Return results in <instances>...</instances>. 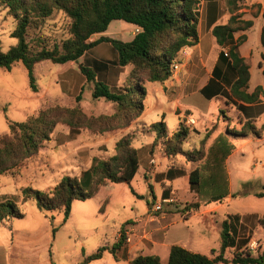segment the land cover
I'll return each mask as SVG.
<instances>
[{
    "label": "trees",
    "instance_id": "trees-1",
    "mask_svg": "<svg viewBox=\"0 0 264 264\" xmlns=\"http://www.w3.org/2000/svg\"><path fill=\"white\" fill-rule=\"evenodd\" d=\"M242 0H228L231 11L241 8ZM0 5L8 9L16 25L11 36L16 44L6 52L0 51V69L11 70L16 63H22L28 73L29 83L35 91V66L44 61L53 64L78 62L91 49L100 44H108L113 52L112 64L117 67H132L130 77L119 87L112 89L98 80V72L107 68V62L95 61V70L79 65L86 82L93 83L92 98L104 100L115 105L111 116L87 118L79 106L73 108L54 107L39 111L23 122L9 123V133L0 136V176H15L37 156L43 146L51 141L52 134L59 123L67 125L71 131L86 128L94 133L103 134L125 130L140 118L147 97L145 82L164 83L173 76V66L184 48L199 44L198 0H0ZM260 13V5H253ZM55 12L62 13L68 20V38L60 45L49 46L48 39L37 35L29 39L30 30H38ZM264 19V14H263ZM113 21H123L139 29L128 42L100 37L91 41L95 35L104 34ZM253 26L252 20H243L240 14L230 18L227 25H218L212 29V35L221 48L219 66L213 71V78L200 93L211 100L224 97L238 102L237 109L244 114L240 130H227L229 136L248 138L254 135L262 139L264 126L257 128L255 118L264 111V87H257L248 93L250 81L249 66L239 54V46L246 41L242 35L235 39L234 34L247 31ZM264 49V26L260 35ZM225 50L227 52H225ZM264 66V52L261 56ZM264 75V72H263ZM77 96L76 102L81 101ZM259 105L256 110L253 106ZM249 111H256L248 115ZM220 114L228 120L226 113ZM156 137L151 151L160 150L163 158L182 157L187 162L197 163L195 170L189 173V185L197 194V201L188 203L180 212L185 215L198 212L203 206L222 203L229 195L215 193L213 189L229 185L226 160L228 152L221 137L204 151L209 135L202 140L203 149L186 151L183 146L189 137V130L179 121V127L169 133L161 122L151 124ZM205 161V165L202 163ZM139 170L138 150L133 146L132 135L122 136L114 147V154L108 158L94 157L91 166L79 177L65 176L54 188L48 191L25 187L21 190L24 203L35 200L37 208L43 213H61L66 222L75 201H87L100 190H109L111 184H130ZM168 172L170 179L186 175ZM145 181L152 192L149 178ZM153 193V192H152ZM151 193V194H152ZM153 197V195H152ZM264 198L263 190L256 194ZM149 206L151 203L147 202ZM17 205L6 200L0 203V224L9 219H22ZM239 215L229 216L223 221L220 234L219 252L210 255L188 250L182 246H172L166 263L156 255H138L129 264H264V252L254 255L248 249L249 241H240L235 225ZM262 222V221H261ZM56 230L53 229V233ZM126 242L124 228L120 238L111 248L101 247L87 257L83 264L98 260L105 251L115 254ZM228 249H234L231 259L225 257Z\"/></svg>",
    "mask_w": 264,
    "mask_h": 264
},
{
    "label": "rangeland",
    "instance_id": "rangeland-1",
    "mask_svg": "<svg viewBox=\"0 0 264 264\" xmlns=\"http://www.w3.org/2000/svg\"><path fill=\"white\" fill-rule=\"evenodd\" d=\"M252 21L253 26L249 29L248 35V48L257 52L258 48L263 49L260 44V26L259 23L256 25L254 20ZM68 23L69 20L62 13L55 12L40 29L29 31V39L42 35L48 39L50 47L55 44L60 45L61 41L69 36ZM15 25L16 22L9 14L8 9L0 5V51L6 52L16 44V39L11 36ZM133 27L123 21H113L104 34L93 36L91 41H96L103 36L127 42L133 37L135 32ZM113 55L116 56V53L113 52L110 45L101 44L90 50L78 62L67 64L41 62L34 69L35 91L30 86L28 73L22 63H16L11 70L0 69V136L9 133V123L23 122L29 116L47 108L79 106L87 118L113 115L115 105L104 100H94L92 98L93 83L86 82L79 70V65L95 70V61L107 62L109 63L107 68L97 73L98 80L105 81L112 89L117 88L130 77L132 67L119 68L113 65ZM189 55L188 50L179 53L175 61L177 69L173 70L174 78L182 76L183 72H179L181 59ZM254 66L255 73L258 70V64L256 63ZM116 74L118 76L119 74L120 76L126 75L127 78L117 81L114 79ZM171 78L173 79V76ZM146 84L147 82H145ZM153 84L154 87L148 84L147 108L140 118L141 123L138 127L131 130L98 134L86 128L73 132L67 125L59 123L52 134L51 141L43 146L39 154L31 159L18 175L0 176V203L6 200L14 202L17 209L25 216L22 219L12 220V223L7 227L0 226V241L5 240L6 234L9 237L17 236L18 241H56L53 253L61 259L62 264H65L67 257L72 252L70 247L74 244L78 248L80 241H86L88 246L94 241H114L115 232L123 221L133 218L142 219L147 202L151 203L154 200L151 194L153 189L156 188L155 194L161 200L158 195L159 186L154 179L152 178L149 182L152 186L151 192L143 178L146 162L151 157L152 141L147 130L156 137L151 127L145 128V125L163 121L171 131L179 127L178 115L170 111L173 104L177 102L167 104L161 98L162 92H164L165 98L171 101L181 97L182 103L180 104L183 106L182 111L184 112L181 119L192 116L196 121V125L188 128L190 134L184 144L189 151L203 149L202 140L208 134L210 138L206 141L205 152L215 137H221L229 154L226 160L229 185L213 189L215 193L228 194L229 196L223 200L219 210H216L214 214L191 218L188 224L196 226L193 235L203 239L204 249H201L203 254L210 255V251L206 249L209 245L216 250V254L219 252L222 223L229 216L236 214L242 220L241 224L235 223L238 225V227L236 226L238 231L236 236L240 241H249L247 247L254 255L264 252V198L256 197V194L262 191L264 186V132L262 139L254 135H250L249 138L229 136L226 130H237L240 127L238 128L234 116L222 101H207L199 93H187V96L191 94L194 99L193 106L188 108L184 107L187 98H183L185 97L184 88L189 89V85L183 86V92L178 94V87L173 84H167L165 89L158 82ZM156 88L159 93H156ZM77 96L82 98L78 103L76 102ZM160 103H165L166 107H161ZM186 110H189L191 115H187ZM220 111H224L230 121H227ZM195 128L200 131V136L196 133ZM128 134L132 135L133 146L138 150L141 163H139L138 173L130 184L118 185L115 188V191L120 194L117 202L107 207L99 203L98 199L86 202L76 201L73 204L72 214L66 222H64V215L61 213L40 212L35 200L24 203L21 196L23 188L32 187L35 190L48 191L65 176H81L90 167L94 157L108 158L112 156L115 141L119 136ZM158 151L152 153V158L156 160L157 166L163 169L164 164L158 157ZM202 164L205 165V161ZM179 168L181 167L170 168L169 171L172 172L171 174L185 172ZM176 186L178 191L171 202L165 203L163 210L155 213H165L167 210L180 212L188 203L197 201V194L191 192L193 194L190 195L182 180L178 181ZM226 200L228 202H225ZM165 205H170V208L167 206L165 208ZM51 216L55 218L53 222H51ZM205 226L208 231L207 234H204L206 239L200 232L204 230ZM53 229L56 230L54 233ZM177 230L173 231H177L178 235H183V228L180 227ZM233 253L234 249H228L225 257L231 259Z\"/></svg>",
    "mask_w": 264,
    "mask_h": 264
},
{
    "label": "crops",
    "instance_id": "crops-1",
    "mask_svg": "<svg viewBox=\"0 0 264 264\" xmlns=\"http://www.w3.org/2000/svg\"><path fill=\"white\" fill-rule=\"evenodd\" d=\"M198 1H199V5H198L199 44L194 47L187 48L188 51L190 52V55L188 57H185L184 59H181L182 63L180 64L179 72L180 73L183 72L182 76L180 78L178 77L174 78L175 75H173V79L170 78V80L164 83H160L162 84L161 87L163 89L166 88L167 84H173V86L178 87V94L181 91L183 92L182 89L183 86L189 85L190 87L191 86L194 87V88L189 87V89L184 88L185 97L183 99L187 98L184 107H188V108L189 107L191 108L193 106L194 99H192L191 94H188L187 96V93L193 92L202 95L200 93L201 89L208 84L210 79L213 78V71L217 66H219V61H220L219 56H220L221 48L217 44V41L214 38V36L212 35V29L218 25H227L230 18L237 14H240L243 20L246 21L254 20L256 25L259 23L260 26L259 35H261V31L264 26V19H263L264 0H242L241 8L237 12L231 11V8L228 6V0H198ZM253 5H260L261 7V11L259 14H257L256 18H254V15L257 13V9L253 8ZM133 30L135 31L133 34L134 37L135 34L139 31V29L134 26ZM249 31L250 30L245 32L243 31L236 32L234 34V37L235 39H238L242 35L246 36V41L239 46L238 51L240 56L245 59L247 65L249 66L250 81L247 92L253 93L257 87H264V75H263L264 66L260 65L262 61L261 56L264 50L258 48L256 50L257 52H254L253 49L248 48ZM133 37L129 41H131ZM260 44H261V40H260ZM256 63L258 64V70L254 73V69H255L254 64ZM126 78H127L126 75L120 76L119 74L118 76V74H116L114 76V79L117 81L118 80L122 81L125 80ZM102 82L108 85L105 81L102 80ZM148 84H151V86L153 87L155 86L154 84L152 85V83L147 82V84L145 85L147 90V97L149 95ZM156 89H155L156 93H159V90ZM161 98L165 102H167V104H171L174 101H176L177 103L173 104V106L170 108V111L175 112L178 115L179 119H181L182 115L184 116V112L182 111L183 106L180 104L182 103L181 97L174 98L175 100L171 101L165 98V93L162 92ZM146 99L144 101L145 109L147 108ZM204 99L207 100L205 97ZM260 99L262 100V104H264L263 97H260ZM214 100H220L225 104L227 109H229V112H231L232 115L234 116L235 123L236 124L238 123L237 124L238 128L240 127L237 130H240L242 121H245L246 118L244 114L237 109L238 102L233 100L232 101L228 100L227 98L224 97H216L207 101H214ZM163 104L160 103V106L166 107V104L165 103ZM258 107L259 105L253 106L252 109L256 110L255 108ZM255 112L256 111H249L248 115L249 114L254 115ZM185 113L187 115H191V112L189 110H186ZM163 116L165 117V114H163ZM140 118H138L135 121V123H133L132 126L128 129L131 130L133 128H136V126L138 127V125L141 123ZM227 121H230V119H228ZM254 121H255V126L257 128L264 126L263 123L264 111L261 114H259ZM195 125H196V121H195ZM149 126H151V124L145 125V128H148ZM195 130L198 136H200V131L197 128H195ZM147 131H148L147 134L150 135L151 137V141H152L151 143H153L155 139V135L151 133V131L149 130ZM168 131L169 133H172L175 130L171 131L168 129ZM120 137L121 136H119V138ZM119 138L115 141V143L119 140ZM211 143L213 142L211 141L210 145ZM183 148L184 150L189 151L185 145L183 146ZM156 150L158 151L159 149H155V151ZM155 151H150L151 157L146 162V166H145L146 173L145 172L143 173V178L145 181V174H146L147 177L149 178V182L151 181L152 178L154 179L157 186H159L160 191L158 195L159 197H161L160 198L161 200H159L158 196L155 194L156 188L155 190L153 189L152 195L154 200L151 202V206L147 204V208L144 212V217L142 219L133 218V219H126L125 221H123L119 225L117 231L115 232L114 241H94V243L91 244L90 246L86 244V241H80L78 248H76L75 246L76 244H74L73 246L70 247V250L72 252H70V255L67 257V261L65 262V264H83V261L87 257L95 254L99 248L101 247L111 248L115 243L118 242L120 238V231L122 228H124L126 234V242L123 244V246L119 250H117L115 254H112L110 251H105L100 259L88 262L86 264H129L130 261L138 255H143V256L156 255L160 257L163 263H166L169 257L170 249L172 246L175 245L182 246L193 252L203 254L201 250L204 249L203 239L195 237L193 235V231L196 228V226H192L191 224L190 225L188 224L190 223L191 218H195L198 216H205L206 214H214L216 210H219L222 203H219L217 205L214 204L215 206H209V205L203 206L200 209V211L191 212L186 215H182L180 212L177 211L170 212L169 210L165 211V213L162 212L163 214L155 213L153 211V207L155 205L164 203V201L167 200H172L173 196L177 194L178 189L176 183L178 181L180 180L183 181V184H185L186 189L190 195L194 193V192L191 193L192 191L190 189L188 175L197 167L195 163L187 162L184 158L179 156L170 159L163 158L159 150L158 157H160L161 162L164 164L162 169L161 167L157 166L156 160L152 158V153H155ZM139 163H141V160H139ZM178 166L181 167L179 169L184 170L186 172V175L185 176L182 175L180 177H175L170 179L168 177L169 169L170 168L173 169ZM145 183L147 182L145 181ZM118 185H122V184H111L109 190H103V189L100 190L98 194L90 200L98 199L99 203L103 204L104 206L107 207L110 206L111 204L119 200L120 194L115 191V188ZM225 202H228V200H226ZM166 206L170 208V205H165V208ZM72 210H73V205H72ZM54 219H55L54 216H51V222H53ZM12 220L15 219L5 220L3 223L0 224V226H5V227L9 226V224L12 223ZM238 223L241 224L242 220L239 219V221L236 224ZM236 226L238 227V225ZM180 227L184 229L183 231L185 233L183 232V235H178L177 228ZM203 229L204 230L200 232L203 233V237L206 239L204 234L208 233L207 226H205ZM173 230H177V231H173ZM199 236L202 237V235ZM4 239H5L4 241H0V264H62V262L60 261L61 259L58 256H56V254L53 253V249L56 241H18L17 236L11 235V237H9L8 234L4 236ZM211 247L212 246L210 245L206 247L207 251H210L209 254H211V252L215 250L214 248Z\"/></svg>",
    "mask_w": 264,
    "mask_h": 264
},
{
    "label": "built area",
    "instance_id": "built-area-1",
    "mask_svg": "<svg viewBox=\"0 0 264 264\" xmlns=\"http://www.w3.org/2000/svg\"><path fill=\"white\" fill-rule=\"evenodd\" d=\"M188 48V47H187ZM187 48H184L181 52L183 53L184 51H187L188 49ZM225 52H227L225 50ZM176 70L177 69V66L176 64L174 63V66H173V70ZM180 121L184 124V126H186L187 128L191 127V126H194L195 125V120L191 117H187V118H184V119H180ZM171 202V200H167V201H164V203H160V204H157L153 207V211L154 212H158V211H161L163 210V205L165 203H169Z\"/></svg>",
    "mask_w": 264,
    "mask_h": 264
}]
</instances>
